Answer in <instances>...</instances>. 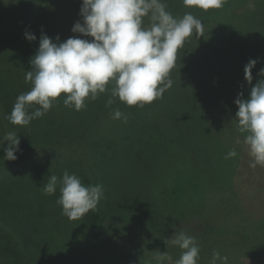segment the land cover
Returning <instances> with one entry per match:
<instances>
[{
    "label": "rangeland",
    "instance_id": "obj_1",
    "mask_svg": "<svg viewBox=\"0 0 264 264\" xmlns=\"http://www.w3.org/2000/svg\"><path fill=\"white\" fill-rule=\"evenodd\" d=\"M163 2L177 18L200 19L204 36L193 34L178 52L162 99L139 108L113 98L109 108L108 92L76 111L62 94L43 117L19 126L6 117L32 88L25 76L42 32L61 42L93 38L72 32L83 22V0H0V264H156L166 251L165 264H176L182 250L166 239L180 232L196 238L198 264L213 252L229 264H264V167L249 166L235 119L238 95L248 99L264 78V5L256 6L264 0H228L208 11ZM251 59L258 62L249 84ZM116 110L126 123L112 118ZM101 111L94 130L90 116ZM8 132L20 136L24 163L4 158ZM233 149L238 155L226 159ZM65 170L84 185L104 175L114 181L82 220L63 215L59 184L53 195L43 191Z\"/></svg>",
    "mask_w": 264,
    "mask_h": 264
},
{
    "label": "clouds",
    "instance_id": "obj_2",
    "mask_svg": "<svg viewBox=\"0 0 264 264\" xmlns=\"http://www.w3.org/2000/svg\"><path fill=\"white\" fill-rule=\"evenodd\" d=\"M227 3L228 0H183L185 7L204 11L221 9ZM80 14L83 22L77 21L72 32L93 39L74 36L61 42L59 36L54 41L42 32L39 48L30 60L31 70L25 76L32 88L16 98L6 117L12 124L29 126L34 119L47 114L62 94L63 104L76 111L86 109V101H95L108 92L111 95L106 107L110 108L113 98H118L128 106L143 108L162 99L172 87L170 74L186 42L193 34L197 38L204 36L200 19L190 12L181 18L175 17L163 0H83ZM145 18L150 21L148 26ZM25 36L29 41L37 39L31 32ZM257 62L251 59L245 65V79L249 84ZM258 75L264 77V68ZM235 103L238 130L246 133L244 143L252 158L249 166L264 167V78L251 88L248 99L240 93ZM34 106L38 107L29 112ZM112 118L127 122V116L119 110ZM4 140L8 141L4 158L16 160V153L21 151L20 136L8 132ZM237 155L233 149L225 158ZM58 184L61 195L56 202L70 221L82 220L90 211H95L103 197L102 186L84 185L67 170L62 178L51 175L43 185L44 193L55 194ZM169 243L182 250L176 264H198L200 247L195 237L180 232L166 239V244ZM154 259L156 264H165L171 257L166 251ZM209 264H229V258L213 252Z\"/></svg>",
    "mask_w": 264,
    "mask_h": 264
},
{
    "label": "trees",
    "instance_id": "obj_3",
    "mask_svg": "<svg viewBox=\"0 0 264 264\" xmlns=\"http://www.w3.org/2000/svg\"><path fill=\"white\" fill-rule=\"evenodd\" d=\"M258 5H264V3L263 2H258L257 4H256V6H258ZM147 20V18H145V20H144V22ZM147 23V22H146ZM87 107H89V108H91V106L90 105H88ZM101 110H103V109H101ZM104 111H106V110H104ZM104 111H101V113H98L97 115H95V116H90V120H91V122H90V124L92 125V127H93V129L94 130H96L97 129V127L100 125V124H102L101 122L102 121H104L105 120V114H104ZM50 141V140H49ZM22 151V150H21ZM22 153H24V152H22ZM22 153H20V151H18L17 153H16V155H17V158H18V160H21L23 163H24V158L23 157H21L22 156ZM16 161H17V159H16ZM114 167V165L113 164H110V166H109V170L111 169V168H113ZM3 170V168L2 167H0V170ZM97 171V170H96ZM95 171V172H96ZM94 172V173H95ZM116 173H118L117 171H116ZM107 176L108 175H104V177H102L101 179H99V178H94V185H100V186H103V185H105L106 183L107 184H114V181H113V179H110V178H107ZM110 177V176H109ZM107 178V179H106ZM205 230V229H204ZM204 232V231H203ZM206 232H208V230H206L204 233H206ZM212 238V237H211ZM180 256L181 255H179V258H180ZM175 258L177 259L178 257L177 256H175ZM201 262H203V258L201 259Z\"/></svg>",
    "mask_w": 264,
    "mask_h": 264
}]
</instances>
